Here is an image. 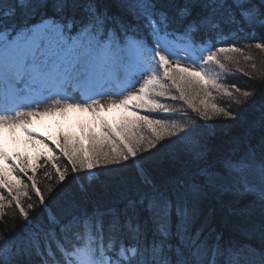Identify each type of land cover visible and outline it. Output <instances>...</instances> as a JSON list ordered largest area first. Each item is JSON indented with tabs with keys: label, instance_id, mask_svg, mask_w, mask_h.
<instances>
[{
	"label": "snow or ice",
	"instance_id": "snow-or-ice-1",
	"mask_svg": "<svg viewBox=\"0 0 264 264\" xmlns=\"http://www.w3.org/2000/svg\"><path fill=\"white\" fill-rule=\"evenodd\" d=\"M224 25L264 41V0H0V130L46 149L32 162L0 144V264H264V102L248 121L256 94L221 82L243 55ZM74 111L95 126L51 146L31 128ZM101 177L123 190L111 206L94 198ZM227 197L259 247L205 211Z\"/></svg>",
	"mask_w": 264,
	"mask_h": 264
},
{
	"label": "trees",
	"instance_id": "trees-1",
	"mask_svg": "<svg viewBox=\"0 0 264 264\" xmlns=\"http://www.w3.org/2000/svg\"><path fill=\"white\" fill-rule=\"evenodd\" d=\"M240 27L243 28L242 31H239L237 35V26L236 25H224L223 31L225 35L232 34L229 40L231 43L232 40L239 39L240 44L239 46L243 47V55L241 54H234V60L232 61H225L226 69L221 70L216 67L217 71L226 72L227 74L222 77L221 82L228 84L229 86L235 82L236 86L244 90L253 91L256 94V104L253 106H249L248 103H244L242 108L238 110L243 111L245 118L248 121H254L259 117V105L261 102H264V49H257L255 48L256 43L264 42L257 39L251 40V47H248L249 44V35L253 33V29L248 27L247 25H241ZM255 35L259 37V32L256 31ZM219 46H228L227 44H219ZM215 50V49H213ZM248 56L249 59L245 60L244 56ZM254 65V66H253ZM234 92V89H231ZM175 94V93H173ZM214 95H216L214 93ZM235 97L238 99L239 94H235ZM224 99V98H220ZM166 103H172L169 99H165ZM177 107H184L182 102H175ZM223 106V104L221 105ZM233 108H238L236 104L231 105ZM193 118L196 117L195 113H191ZM223 118H218L217 121L214 122H221ZM201 122L202 121H198ZM227 122V121H224ZM211 123V122H210ZM239 129H234V134L238 133ZM38 179L41 183L42 191L45 192L47 195L46 187L49 183H55V181L48 180L44 177L43 170H38L36 173ZM154 176L157 180L161 178V174L158 170L154 171ZM25 179L27 183V178L22 177ZM127 178L130 184L136 183V176L134 171H129L127 173ZM71 179V175L69 177ZM80 181H72L71 185L69 186L71 190H76L78 187V183ZM94 198L98 199L102 205L111 206L112 204L116 203L121 194L122 189H117L111 186V182L107 179V177H101L100 181L96 183L95 187L92 189ZM6 194V193H5ZM34 198V197H33ZM231 201V197H227L223 203H216V202H206L205 203V211L211 207L215 212L216 217V224L218 226V230L223 233L225 240H234V241H241V242H249L254 244L255 246L259 247L261 241L259 238H254L249 240L244 232L241 230L245 226V222L237 217H232L228 213L229 202ZM247 203V201H241L239 206H243V204ZM9 217L12 216V213H8ZM10 224L12 223H19L20 220L17 217L15 221L9 219L8 221ZM2 227V225H0ZM207 235V233H205ZM83 246V245H82Z\"/></svg>",
	"mask_w": 264,
	"mask_h": 264
},
{
	"label": "rangeland",
	"instance_id": "rangeland-1",
	"mask_svg": "<svg viewBox=\"0 0 264 264\" xmlns=\"http://www.w3.org/2000/svg\"><path fill=\"white\" fill-rule=\"evenodd\" d=\"M179 43V42H177ZM181 55L187 56L186 52H182ZM123 82V78L121 80ZM139 85H137L138 87ZM166 98H162L161 102H164ZM43 111V107L40 108ZM107 119L118 124L121 122L125 113L121 109H114L112 112L105 113ZM89 127L94 125V118L91 113H81L78 111L71 112L67 117H43L33 119L31 128L37 137L50 138L53 136H58L60 139L61 133L66 135H78L81 131V127ZM97 131L99 129L97 128ZM0 144L5 148H8V152L13 154L11 156L20 157L27 156L29 158L35 159L36 151H41L44 148L39 143L36 147L30 141V138L24 133L22 129H16L15 132L10 131L5 128L0 130ZM25 151V153H24ZM0 166L7 167L3 160H0Z\"/></svg>",
	"mask_w": 264,
	"mask_h": 264
}]
</instances>
